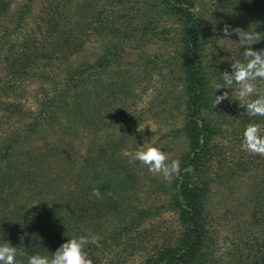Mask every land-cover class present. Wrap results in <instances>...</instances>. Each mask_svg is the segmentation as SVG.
<instances>
[{"label":"trees","instance_id":"1","mask_svg":"<svg viewBox=\"0 0 264 264\" xmlns=\"http://www.w3.org/2000/svg\"><path fill=\"white\" fill-rule=\"evenodd\" d=\"M84 3L79 5L76 18L77 13L67 11L68 0H24L14 9L12 0H0V111L10 112L17 107L16 102L2 99L6 91L11 94L10 90L17 88L20 82L38 79L51 88L42 89L38 94L39 112L30 118L32 123L28 127L31 129L27 131L56 121L70 129L82 127L89 114L87 93L96 99L101 94L112 97L131 90L133 79L111 78L105 84L100 81L97 70L110 65L120 52L113 44L116 35L125 34L134 26L133 13L173 16L180 24V47L175 52V63L181 72V99L185 100L183 124L178 132L187 139L189 150L179 159L181 171L174 177L171 202L166 210L163 205L153 204L130 207L125 187L134 174L130 171L123 174L119 170L109 176L104 186L95 188L99 189L101 198L91 194L93 202L87 208L83 206V191L79 186L83 176H87L82 171L81 179L78 178L79 194L70 203L44 205L34 210L14 203L1 212L6 198L16 197L15 182H22L18 177L20 172L15 176L11 168L19 136L4 134L0 135V244L10 243L18 253L23 252V256H17V261L23 264H27L32 255L51 258L68 239L81 236L98 239V247L89 244L85 248L94 264H125L137 254L141 256L140 264H264V161L260 163L259 159L251 158L243 163L242 157L232 156L237 163L229 161L213 178L210 170L214 158L221 154L217 138L219 141L227 135L226 130H222L223 124L230 126V136L236 132L242 139L246 126L264 124V117L247 116L238 102L231 105L237 110L231 117L226 115V110L219 113L220 105L212 107V94L216 90L212 78L216 71L209 54L211 45L217 42L213 41L212 33L222 32L225 25L264 35V0L217 3L205 17L194 12L192 0H149L145 5L138 0L134 3L135 10L131 7L124 11L127 16L112 11V5L100 9L95 8L93 1ZM34 7H38L39 12L32 16ZM87 8L96 10L97 23L91 22L90 16L87 21L83 19L81 13ZM83 23L88 24L89 32L105 36L110 46L92 65L69 67L68 57L81 47V36L77 33L83 34L75 32L74 27ZM252 24L254 29H250ZM252 44L253 50L264 48V40ZM257 84L264 90V81L258 80ZM221 93L218 90L215 94ZM214 113H219L220 121L213 117ZM237 120L240 121L233 125ZM244 174L249 183L245 199L251 207L246 221L235 220L231 249L223 256L218 255V232L210 205L215 191L212 188L223 184L230 188L229 183ZM90 176L95 184L100 172L93 170ZM163 211L174 215L172 228H147ZM229 213L235 218L234 210Z\"/></svg>","mask_w":264,"mask_h":264},{"label":"rangeland","instance_id":"2","mask_svg":"<svg viewBox=\"0 0 264 264\" xmlns=\"http://www.w3.org/2000/svg\"><path fill=\"white\" fill-rule=\"evenodd\" d=\"M23 1L12 0L13 9L20 6ZM91 1L95 3V8L102 9L112 5V11L127 16V12L124 11L131 7L135 10L134 3L138 0H68L70 8L68 9L67 5V11L74 15L79 5L83 2L86 5ZM142 1L144 5L145 2L149 3V0ZM224 1L229 3L232 0H192L193 10L204 17L209 16L214 5ZM241 1L248 3V0ZM91 9L87 8L81 15L83 19L86 18L85 21L90 16L91 22L97 23L96 10ZM31 12L32 16H35L39 8L34 7ZM77 16L78 13L76 18ZM131 21L134 26L127 33L116 35L113 45L121 49L116 58L112 59L110 65L106 64L103 70H97L100 81L105 84L111 78H119V81L128 77L133 79L131 90L112 97L106 93L101 94L96 99L94 95L87 93L89 114L86 116L88 119L82 122V127L78 125L70 129L61 121H56L51 122L50 126L27 131L31 129L28 127L32 123L30 118L36 117L39 112L38 94L42 89L51 88L42 80L20 82L17 88L10 90L12 95L8 91L4 93L2 99L16 102L17 107L10 109V112L0 111V135L19 136V147L11 159L13 163L11 168L15 176L20 172L18 177H21L22 182L20 184L15 182L13 188L17 192L16 197L12 199L7 197L1 212L14 203L25 206L26 210L38 209L44 205L62 206L66 202L70 203V200L76 199L79 194L78 178L81 179L82 171L84 174L87 173V176H83V183L79 186L83 191V206L87 208H90L93 202L90 197L93 189L104 186L109 176L119 170L123 174L127 171L134 174L132 181L125 187V196L128 195L127 204L130 207L139 208L145 204H153L156 207L163 205L166 210L169 206L174 177L168 181L161 175L149 173L146 166L133 159V154L150 145L168 154L171 161L179 160L189 150L187 139L178 132L183 124L185 109V100L181 99L180 90L181 72L175 63V52L180 47V24L176 18L168 17L166 14L145 16L142 13H133ZM87 27L88 24L85 23L74 27L75 32L82 31L83 34L77 33L81 36V47L68 57L69 67L92 65L104 54L105 48L110 46L105 36L95 34L92 30L89 32ZM253 27L254 24L250 29H254ZM212 39L217 41L209 50L212 68L216 71L212 84L216 87L217 84H223L221 73L232 71L230 67L232 62L235 60L246 62L243 51L249 45L239 43L235 35L225 37L221 31L212 33ZM87 82L88 85L91 84L89 80ZM237 88L238 85L234 84L231 88L220 89L221 95L228 91L229 99L220 104L219 113L226 110V115L230 117L231 114L237 113V110L231 107L238 102L235 95ZM219 113L213 114L216 120L219 119ZM18 119L22 120L21 124L18 123ZM64 119L67 122V118ZM220 120L221 118L218 121ZM239 121H235L233 125ZM230 129V126L223 124L222 130H226V138L219 141V137L217 138L218 151H221V154H218L219 156L211 163L212 178L223 171L229 161L237 163L236 159L239 157L245 160L241 159L243 163H248L251 158L259 159L260 163L264 161V157L245 152L241 147L242 139L236 136V132L233 133L234 136H230ZM232 156L236 159H232ZM93 170L100 172L95 184L91 182L90 176ZM246 178L244 174L233 180L229 183L230 188L224 187V184L221 187L214 185L212 188L215 191L211 195L210 205L214 226L218 232L216 248L218 255L223 256L229 248L231 249L230 239L235 220L246 221V215L251 207L245 199L249 192ZM231 210H234L235 218L229 213ZM173 216L168 211H163L147 228L171 229ZM140 263V254L132 256L125 262Z\"/></svg>","mask_w":264,"mask_h":264},{"label":"clouds","instance_id":"3","mask_svg":"<svg viewBox=\"0 0 264 264\" xmlns=\"http://www.w3.org/2000/svg\"><path fill=\"white\" fill-rule=\"evenodd\" d=\"M223 36L238 37L239 43L249 45L244 48L243 57L246 62L235 60L231 63V72L221 73L223 84H217L216 90L212 94V107L220 105L229 99L228 91L217 96L215 93L221 88H231L238 85L235 92L238 107L244 108L249 117H264V90L258 88L256 81H264V48L253 50L252 42L264 40V35L250 30L245 31L240 27L231 28L225 25L222 30ZM255 97V98H253ZM264 124L249 123L243 131L242 149L250 155L264 157ZM133 159L141 165L147 167L149 173L161 175L165 180L170 181L180 174V161L173 159L169 161V156L155 146H144L135 151ZM192 169H186L191 171ZM92 195L101 198L99 189H93ZM21 239H23L21 237ZM89 244L99 246L96 237L81 236L79 238L68 239L51 255V258L41 255H32L28 258L27 264H94L88 252L85 250ZM23 256V252L17 251L16 247L10 243L0 244V264H23L18 262L17 256Z\"/></svg>","mask_w":264,"mask_h":264}]
</instances>
